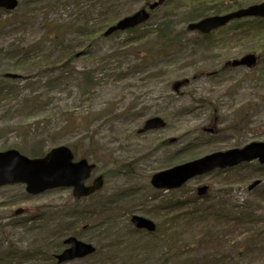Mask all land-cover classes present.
Listing matches in <instances>:
<instances>
[{
	"label": "rangeland",
	"instance_id": "1",
	"mask_svg": "<svg viewBox=\"0 0 264 264\" xmlns=\"http://www.w3.org/2000/svg\"><path fill=\"white\" fill-rule=\"evenodd\" d=\"M153 1L19 0L16 10H0V153L34 160L65 146L74 161L95 165L88 184L104 178L99 192L80 200L71 188L29 195L26 184L1 186L0 264H58L70 237L96 253L64 264H230L241 249L248 253L239 264H264L258 161L178 190L150 183L174 166L264 143V58L251 69L226 67L259 55L258 40L238 43L236 22L208 36L186 29L200 14L225 15L264 0H212L197 8L170 0L137 30L103 36ZM154 118L165 127L141 132ZM122 168L130 174H116ZM202 186L208 193L199 197ZM177 202H193L200 215L210 209L208 216L170 232L166 214ZM176 208L184 220L188 206ZM248 210L255 223L247 227L228 228L220 218ZM133 216L158 230L135 229ZM215 236H225L223 244Z\"/></svg>",
	"mask_w": 264,
	"mask_h": 264
},
{
	"label": "water",
	"instance_id": "2",
	"mask_svg": "<svg viewBox=\"0 0 264 264\" xmlns=\"http://www.w3.org/2000/svg\"><path fill=\"white\" fill-rule=\"evenodd\" d=\"M167 1L156 0L149 5V10L153 11L164 6ZM18 4V0H0V9L13 11L18 7ZM149 18L150 14L142 9L110 27L104 35L108 37L119 31L133 29L145 23ZM246 18H264V3L190 23L187 26V31L207 35L227 26L234 20ZM257 62L256 55L248 54L240 60L227 63V66L253 68ZM7 77L17 79L16 75H7ZM164 127L165 123L162 119L154 118L145 123L141 132L159 130ZM73 160L72 151L65 146L53 149L42 159L34 160H30L14 150L0 153V187L8 184H26V190L31 195L56 188H73V196L76 199L86 198L100 191L104 185L102 176L96 178L92 185H86L95 166L90 165L86 160L76 163ZM256 160L264 165V143L254 142L243 149H233L224 153L218 152L175 166L153 175L151 185L157 190H176L196 177ZM258 184L259 182H255L249 189H253ZM207 192L208 187L204 186L198 190V195L205 196ZM131 222L138 230H146L150 233L156 231L155 223L144 217L133 216ZM64 244L69 248L57 256L60 264L86 258L96 251L91 244L83 243L73 237L65 240Z\"/></svg>",
	"mask_w": 264,
	"mask_h": 264
},
{
	"label": "trees",
	"instance_id": "3",
	"mask_svg": "<svg viewBox=\"0 0 264 264\" xmlns=\"http://www.w3.org/2000/svg\"><path fill=\"white\" fill-rule=\"evenodd\" d=\"M181 2H186L187 0H180ZM212 0H191V4L190 6L192 8H197L199 7L200 4L204 3V4H209V2H211ZM169 4H166L165 7H167ZM160 10V9H159ZM158 11V10H157ZM197 10H190V12H196ZM218 14H221L220 12H218ZM217 14V15H218ZM205 14H200L194 18H192L191 20H188V22H194L197 19H204ZM165 25V24H164ZM235 27L233 28L234 30V37L237 38V42L240 43L241 40L243 39H250V40H258V46L257 48L259 49V60L264 58V19H247V20H241V21H236L235 23ZM139 28V27H138ZM133 29L130 31H135L137 30ZM160 36V37H159ZM158 39L164 37L163 35H159ZM208 36V35H207ZM166 38V37H164ZM223 44H227V42H223ZM116 174H130L129 169L126 168V170L124 171V169H120L119 171L116 172ZM192 203H184V202H177L175 204V206L173 207V210H171L170 212H168L166 214L167 218L166 219V223H168L170 226L168 228V230L170 232L173 231V233L176 232V230L178 229L177 224L180 223H185L186 225H192V226H198L201 225L203 223V220L207 218L208 216V211L210 209H207L206 211H204V215H200V208L193 210V206L191 205ZM184 206H188V211L187 213L184 215L186 216V218L182 221L181 220L182 216L180 215H176V213L179 211L177 210L176 207H184ZM211 208V207H210ZM174 215L173 218L170 219V217ZM203 216V217H202ZM224 216L226 217V221L224 222V226H229L228 228H240V227H247L248 224L251 223H255V218H254V214L252 212L248 211H241L239 213H233L230 214L229 216L226 215H222L220 216V218ZM202 217V219H201ZM222 226V225H221ZM223 226V227H224ZM158 230V228H157ZM223 231L222 228H219V233ZM227 234H230V230L227 231ZM217 237V238H216ZM216 238V242L218 243H222L223 244V240H225V236L220 238L219 236H215ZM248 253V251L241 249L239 254V258L237 260H234L233 262H231L230 264H239V261L241 259L242 256H245Z\"/></svg>",
	"mask_w": 264,
	"mask_h": 264
}]
</instances>
